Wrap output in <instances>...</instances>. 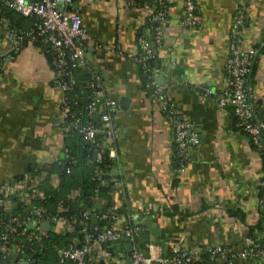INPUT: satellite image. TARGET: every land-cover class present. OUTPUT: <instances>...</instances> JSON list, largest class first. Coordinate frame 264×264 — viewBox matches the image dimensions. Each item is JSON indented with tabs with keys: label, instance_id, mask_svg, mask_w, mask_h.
<instances>
[{
	"label": "crops",
	"instance_id": "1",
	"mask_svg": "<svg viewBox=\"0 0 264 264\" xmlns=\"http://www.w3.org/2000/svg\"><path fill=\"white\" fill-rule=\"evenodd\" d=\"M180 1L173 6L162 44L157 45L152 73L161 76L157 84L178 120L198 135V143L186 150L184 174L173 172V124L149 98L145 74L126 56L94 45L88 49L105 92L120 106L113 118L118 129L117 165L114 174L105 176L121 184L112 188L111 209L119 216L118 229L133 216L142 230L157 232L154 241L137 240L143 247L155 244V253H166L179 238L186 250L221 242L237 251L249 235L248 226L262 215L264 170L262 159L236 126L232 110L219 109L214 94L226 86L230 23L240 11L243 44L263 45L252 83L264 119V0H195L201 17L196 27L181 25ZM69 10L81 15L82 26L96 42L119 44L128 52L137 49L141 31L151 32L147 12L129 8L123 0H74ZM13 49V37L0 28V183L37 169L47 172V181L56 188L60 181L54 164L65 148L61 97L46 56L32 44L14 58ZM205 87L213 95H207ZM79 195L73 190L69 197L75 200ZM103 200L96 203L97 209L106 206ZM229 209L243 211L246 223L231 218ZM262 233L254 237L261 238ZM113 250L124 257L128 253L123 243Z\"/></svg>",
	"mask_w": 264,
	"mask_h": 264
},
{
	"label": "built area",
	"instance_id": "2",
	"mask_svg": "<svg viewBox=\"0 0 264 264\" xmlns=\"http://www.w3.org/2000/svg\"><path fill=\"white\" fill-rule=\"evenodd\" d=\"M151 1L152 3L137 7L134 0H123L124 5L129 8L145 10L148 20L154 25L151 36H140L137 39V49L128 52L119 44L96 42L82 26L81 15L69 10L74 0H0L23 16L35 18L36 29L28 34V41L23 36H14L16 34L9 30V21L6 18L0 19V28L8 30L13 37L15 52L22 50L25 42H28L43 55L46 52L54 54L51 73L56 91L61 97L62 135L65 137L71 130H77L91 144L97 162H103L105 156L110 160L111 164H102L95 171V177L103 187L112 185V188L118 189L121 185L102 175L117 165L114 140L118 129L113 118L120 106L117 100L105 92L102 78L88 55V49L92 45L107 48L119 56H126L136 64L140 46L143 52L140 60L156 59L157 45L162 44L173 6L179 0ZM180 6L183 12L180 23L183 27H196L201 23L195 0H182ZM243 28L244 15L239 11L233 15L230 23L229 55L224 69L226 86L214 95L219 109L232 110L236 126L248 133V139L256 146V152L262 159L264 119L259 118V108L254 101L251 73L263 45L245 46L241 40ZM80 71H85L90 77L85 81L81 80ZM155 77V73L149 74L146 85L151 91L149 98L162 111L167 122L173 124L174 140L180 158L173 172L182 175L187 166L186 150L190 145L198 143V135L191 131L190 125L178 120L177 111L165 98L163 90L155 82ZM80 83H84L92 95L84 105L89 116V120L85 122L73 110V106L81 100L77 92ZM203 89L207 95H213L211 89ZM69 94H73V97L70 98ZM62 158L72 159L65 148ZM47 175L49 174L45 171L33 169L32 172L13 177L7 183H0V264H21L25 261L28 264H41L36 254L38 248L42 250L45 247V239L50 233L75 236L73 245H51L52 253L57 259L73 264H205L203 253L209 255V260L218 261L220 264H264V232L260 239L245 235L243 246L237 251L229 250V244L221 242L208 248L194 247L186 250L182 247L183 239L179 238L166 253H155L158 248L155 244L139 246L137 234L142 228L133 216L127 225L118 229L115 226L119 218L117 212L96 208V203L104 201L98 195L91 198L90 205L83 204L81 219L61 215L68 212L61 204L55 213L45 206H34V201L45 200L47 197L42 187L43 182L47 181ZM16 204L24 210L23 216L12 210ZM149 207L148 205L147 209ZM103 221L106 226L102 225ZM44 225H47V229ZM76 228L80 230L76 231ZM126 242L132 244V250L126 257L121 252H112L105 248L106 243L115 246L117 243Z\"/></svg>",
	"mask_w": 264,
	"mask_h": 264
},
{
	"label": "trees",
	"instance_id": "3",
	"mask_svg": "<svg viewBox=\"0 0 264 264\" xmlns=\"http://www.w3.org/2000/svg\"><path fill=\"white\" fill-rule=\"evenodd\" d=\"M134 1L136 2L137 7H141L146 3H152L151 0ZM1 18H6L9 21L8 28L9 30L13 31L14 34H16L14 36H23L24 40L26 41H28L29 39L28 34L36 29V20L34 17L23 16L15 9L6 6L3 2H0V19ZM148 25L151 27V32L149 34L151 36L154 25L149 20ZM149 35H144L141 31L137 35L136 39H138L140 36L147 37ZM27 44L28 42H25L23 48ZM138 48V58H136L135 60L136 66L145 74L146 77L143 85L148 95H151V91L146 87V85L149 82V74H152L151 70L154 67L156 59L146 61L140 60V56H142L143 52L140 49V46ZM17 53L18 52L13 51L11 53V56L14 57ZM44 56H46L50 69L53 68L54 54H52L51 52H46ZM79 75L81 80L84 81L90 77L88 73L84 74L83 71H80ZM251 76H253V70ZM53 86L55 87L54 81ZM77 92L79 93L81 100H79V102H77V104L73 106V110L76 112V116L83 122H85L86 120H89V116L84 110V105L89 102V100L92 98V95H90L89 90L84 83H80L78 85ZM69 97L72 98L73 94H69ZM258 110L260 112L259 118L263 120L262 110ZM240 130L247 136V138L250 137L244 130ZM63 141L65 149L68 151V154L72 157V159L69 160L61 158L60 161H57V163L54 164V167H56L59 176V186L54 188L48 181H44L42 187L45 190L47 197L45 200L34 201L33 205L45 206L49 208L52 213H55L56 208L58 209V205L61 204L63 207L68 209V212H64L61 215L65 217L74 216L78 219H81L83 204L90 205L92 203L91 198L95 195H98L101 198L106 199L107 201L104 209H111L113 203L110 194V192H112L113 190L112 185L103 187L100 184V181L95 177V171L97 167H102V164H111L110 160L105 156L103 162H97L95 160L91 144L88 143L84 139L83 134L79 133L77 130H71V132L67 136L63 137ZM249 142L252 149L256 151V146L253 144V142H251L250 140ZM179 162L180 158L178 157L176 142L173 138V168H175L177 164H179ZM262 165L264 170V157L262 158ZM31 167L32 166H30L29 168L31 169ZM73 190H78L80 193V195L75 200H72L69 197L70 193ZM12 210L15 212H19L22 216L24 215V210L20 208V205L18 204H16L12 208ZM227 213L231 218L235 220L237 219L242 223H246V215L243 211H240L239 209H229L227 210ZM261 214L262 215L257 223L248 226L249 235L255 236V233L258 231L264 232V209L261 211ZM102 225L106 226V222L103 221ZM79 230L80 228H76V231ZM74 239L75 236L73 234H65L64 236H61L58 234L56 235L55 233H50L45 239V247L42 250L38 248V253L36 254V256L41 260V264H73L70 261H60L59 259H57L52 253L51 245L54 243H56L57 245H73L75 243ZM261 241H263V239H261ZM105 248L113 252V246H111L110 244L106 243ZM202 259L205 264H220L218 261L209 260V255L207 253H203ZM255 264H257V262Z\"/></svg>",
	"mask_w": 264,
	"mask_h": 264
},
{
	"label": "water",
	"instance_id": "4",
	"mask_svg": "<svg viewBox=\"0 0 264 264\" xmlns=\"http://www.w3.org/2000/svg\"><path fill=\"white\" fill-rule=\"evenodd\" d=\"M9 60V59H6V61ZM160 78L161 76H157L155 77V82L156 83H160ZM115 171L112 170L110 172H105V173H102V175L104 176H107L109 174H114ZM44 228L47 229V225H44ZM153 234H151V233ZM157 234V232L155 231H149V230H141L138 234H137V240L139 239L141 242L144 241V240H156L157 237L155 236ZM123 248L126 252H129L132 250V244L130 242H126L123 244ZM21 264H28L26 261L25 262H22Z\"/></svg>",
	"mask_w": 264,
	"mask_h": 264
},
{
	"label": "rangeland",
	"instance_id": "5",
	"mask_svg": "<svg viewBox=\"0 0 264 264\" xmlns=\"http://www.w3.org/2000/svg\"><path fill=\"white\" fill-rule=\"evenodd\" d=\"M200 25V24H199ZM157 54V53H156ZM158 56V55H157ZM157 56H156V58H157Z\"/></svg>",
	"mask_w": 264,
	"mask_h": 264
}]
</instances>
